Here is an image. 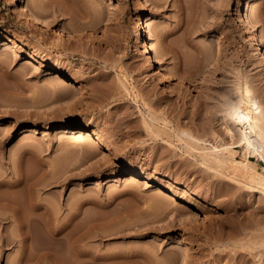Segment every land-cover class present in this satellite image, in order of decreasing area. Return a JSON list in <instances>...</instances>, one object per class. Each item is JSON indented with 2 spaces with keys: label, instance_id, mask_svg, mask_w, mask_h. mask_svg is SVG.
<instances>
[{
  "label": "rangeland",
  "instance_id": "obj_1",
  "mask_svg": "<svg viewBox=\"0 0 264 264\" xmlns=\"http://www.w3.org/2000/svg\"><path fill=\"white\" fill-rule=\"evenodd\" d=\"M245 1L264 47V0ZM239 2L0 0V264H264L258 178L206 160L232 148L263 173L229 118L242 97L249 110L248 89L264 138V62L246 49ZM140 18L150 19L153 70L138 49ZM31 54L85 84L75 106L54 74L27 64ZM71 121L110 141L60 133ZM127 169L140 181H122ZM180 190L187 199L164 197Z\"/></svg>",
  "mask_w": 264,
  "mask_h": 264
},
{
  "label": "bare ground",
  "instance_id": "obj_2",
  "mask_svg": "<svg viewBox=\"0 0 264 264\" xmlns=\"http://www.w3.org/2000/svg\"><path fill=\"white\" fill-rule=\"evenodd\" d=\"M140 1L142 3L141 4L142 7L146 9L145 7L149 5V0H140ZM237 10L240 12V15H241L240 16V26L248 34V38L246 39V49L248 50V52H251V53L256 52L258 55V58L261 59V62H264V47L262 45L258 31L254 29L255 27L253 28V26H249L250 25V15L248 11H246V1L245 0H240ZM31 16L34 18L35 22L37 23L42 22L41 18L39 17L40 15L37 14L35 11L31 12ZM260 19L261 18H259V20ZM149 21H150L149 18H147L146 20H144V18H140L136 26V32L138 35V43H139L138 49H140V51H142L143 56L146 57L147 67L153 70L157 68L158 56L153 51V49L149 47V37L147 35V30H146V24L149 23ZM45 27H47L49 31L53 30V29H50V27L47 24ZM68 35L72 36L71 33H69V31H68ZM226 36H228V34H226L225 32L224 37ZM12 43H14L13 39L11 37H8L5 45H9ZM28 59H29L27 62L28 65L37 64L38 69H40L41 67H44L48 70L47 71L48 74H54V79L57 81L56 83L61 89V91L68 92L69 94L71 93L73 96L74 95L73 93L75 94L77 93L76 91H82L84 89L85 84L81 80L70 78L67 74L59 70L57 67L51 66L45 63V61L41 60L38 56L31 54ZM159 70L161 73L165 74L170 79H172V81H180L179 80L180 77H178L175 73L166 70L163 66H160ZM246 96L251 103V106H248L249 110H247L248 108L243 107V103L246 101L242 102V99H243L242 97L239 102L231 106L229 118H231L232 122L236 126L243 125L244 127L240 129V137H241L240 143H242V147L244 148V150L248 154L256 155L264 161V138H263L262 132L259 127V124H260L259 116L262 113L260 102L254 97L249 95L248 89H246ZM65 103L68 106L69 105L75 106V104L78 103L77 96H73L69 98L68 100H66ZM34 127L36 126L24 128V131L33 132ZM73 131H75L76 134H78L80 138H83V137L86 138V136H88L89 138H92V142H91L92 145L93 144L94 145L95 144L105 145L107 142L110 141V138H108V136L103 135L96 128V125L93 122L80 123L76 121H71V122H67L66 124H64L63 127L60 129V133H63V134L66 132L70 133ZM227 135L228 137L233 139L235 136L234 130L229 128L227 131ZM177 136L180 141L183 140L182 138L184 136L180 132H177ZM188 148H189L188 150L198 151L197 147L195 148L188 147ZM237 152L238 151L233 150L232 148L228 151L221 150L220 152L218 151V152L212 153V155H210V157H208V159L206 160H208L209 163H212L216 165L217 167H219V169L226 170V172L232 171L233 176H235L234 178L237 177L236 179H239V180L243 179L241 181H245L246 183L251 181V178L256 175V177L258 178V184L260 185L258 186L257 184V186L264 189V168H263V173H261L257 171L255 168L251 167V165H249L248 162L239 161L236 158ZM126 172L127 174L126 176L122 178V181H131V180L140 181L139 179H141V176H143L142 173L137 172L136 170H132V169H127ZM147 183H148L147 184L148 188L154 187L155 191L157 192H163L166 184L168 185L173 184L170 180H165L164 183L166 184L162 183V184L155 185L152 182H147ZM188 194L189 192L186 190H180L178 193L166 191L164 194V197L166 199H170L172 201L178 202V201L187 199ZM78 252H79L78 256L80 255L79 257H82L81 259H84V257L87 255L85 250L80 249V251ZM88 261L81 260L80 264H89ZM90 264H93V263H90Z\"/></svg>",
  "mask_w": 264,
  "mask_h": 264
}]
</instances>
